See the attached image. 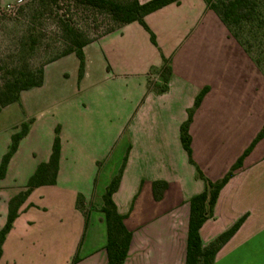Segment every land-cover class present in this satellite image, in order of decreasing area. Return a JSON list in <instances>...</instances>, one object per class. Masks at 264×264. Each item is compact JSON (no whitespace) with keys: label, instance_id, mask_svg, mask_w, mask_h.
I'll return each instance as SVG.
<instances>
[{"label":"crops","instance_id":"1","mask_svg":"<svg viewBox=\"0 0 264 264\" xmlns=\"http://www.w3.org/2000/svg\"><path fill=\"white\" fill-rule=\"evenodd\" d=\"M145 23L156 45L140 23L122 25L83 47L81 78L76 55L62 56L43 65L40 86L0 109V157L28 122L0 178V227L9 199L48 159L56 126L61 141L56 180L33 188L19 206L0 264H70L74 256L75 264H106L100 209L119 172L112 198L131 232L123 264H185L188 200L205 189L197 167L220 179L264 128V75L204 0L168 4ZM162 57L172 73L157 92ZM206 86L189 124L192 164L180 126ZM156 181L165 183L159 198ZM244 214L214 264H264V134L221 188L199 229L202 244Z\"/></svg>","mask_w":264,"mask_h":264},{"label":"trees","instance_id":"2","mask_svg":"<svg viewBox=\"0 0 264 264\" xmlns=\"http://www.w3.org/2000/svg\"><path fill=\"white\" fill-rule=\"evenodd\" d=\"M80 1L94 7L106 8L112 19L118 23L116 28L134 21L140 23L149 32L150 40L154 45H156L155 36L146 25L145 17L149 13L168 4L180 2V0H148L144 3H140L138 0H126L124 2L113 0ZM204 1L207 8L215 12L230 35L243 48L257 68L260 71L262 69V74L264 75V0ZM93 40L81 41L75 36L71 46L61 55V57L70 53L76 55L79 61V78L82 77L84 72L83 47ZM42 67L36 71H13L11 73V79L5 81L0 88V109L10 103L16 102L21 91L40 86L42 83ZM158 72L162 82L155 86V90L157 92H163L167 90L168 80L172 73L170 58L162 57V64ZM208 89L209 88L206 86L200 90L192 107L187 110L186 120L180 126V141L183 149L188 155L189 162L192 164L195 163L192 159V150L190 146L191 136L188 131L189 124L195 109L199 106L201 99ZM27 127L28 122L21 123L18 130L10 135V142L7 149L0 157V178L4 176L7 163L15 152L19 140L25 135ZM59 129V126L54 127L48 159L45 162L37 164L33 173L28 177L24 189L19 191L8 201L6 218L3 225L0 227V255L5 235L9 231L14 218L17 216L19 206L25 200L29 192L35 187L53 184L54 180H56L61 151ZM263 134L264 128L257 133L249 146L220 179L211 181L205 178L201 170L197 167V175L205 181V189L203 192L191 196L188 200L189 218L185 264H214L217 251L229 240L245 220L246 214L238 218L229 228L220 233L208 244H202L199 229L207 219L213 216V207L221 188L229 181L235 172L242 167L243 159L263 137ZM119 180L120 172L111 179L102 196L103 203L100 210L104 215L106 224L107 240L104 246L107 254L106 264H123L131 241V232L125 228L123 216L117 212L116 205L112 198L113 193L118 187ZM164 186L165 183L161 181L153 183L155 198H159L161 189ZM86 224L87 219L85 218V225ZM77 260L78 257L74 256L70 264H75Z\"/></svg>","mask_w":264,"mask_h":264},{"label":"rangeland","instance_id":"3","mask_svg":"<svg viewBox=\"0 0 264 264\" xmlns=\"http://www.w3.org/2000/svg\"><path fill=\"white\" fill-rule=\"evenodd\" d=\"M117 25L106 8L80 0H0V88L13 71H36L60 58L75 36L97 39Z\"/></svg>","mask_w":264,"mask_h":264}]
</instances>
